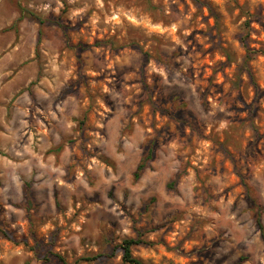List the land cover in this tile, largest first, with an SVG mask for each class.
<instances>
[{
    "label": "rangeland",
    "instance_id": "1",
    "mask_svg": "<svg viewBox=\"0 0 264 264\" xmlns=\"http://www.w3.org/2000/svg\"><path fill=\"white\" fill-rule=\"evenodd\" d=\"M263 234L264 0H0V264H264Z\"/></svg>",
    "mask_w": 264,
    "mask_h": 264
},
{
    "label": "trees",
    "instance_id": "2",
    "mask_svg": "<svg viewBox=\"0 0 264 264\" xmlns=\"http://www.w3.org/2000/svg\"><path fill=\"white\" fill-rule=\"evenodd\" d=\"M152 155H153V151L150 149L148 152V156L144 159V161H142V163H140V165L137 168V171L135 173L136 179L140 178L141 172L145 168L144 165H145L146 160L152 159V157H153ZM259 227H260V230H262V232H263V225H262L261 221H259ZM263 239H264V234H263ZM140 244H144V242L141 240H125L123 242L122 251H123L124 262H126L128 264H144L142 261L135 258L133 253H132L133 246L140 245ZM87 261H90V259H88Z\"/></svg>",
    "mask_w": 264,
    "mask_h": 264
}]
</instances>
